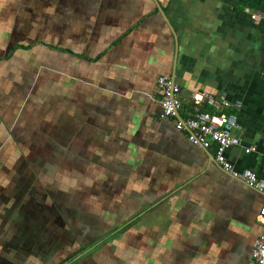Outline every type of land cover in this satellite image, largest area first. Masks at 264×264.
Returning a JSON list of instances; mask_svg holds the SVG:
<instances>
[{
  "label": "crops",
  "instance_id": "0c3cea01",
  "mask_svg": "<svg viewBox=\"0 0 264 264\" xmlns=\"http://www.w3.org/2000/svg\"><path fill=\"white\" fill-rule=\"evenodd\" d=\"M162 75L243 101L226 154L263 177L264 0H0V264H250L264 195Z\"/></svg>",
  "mask_w": 264,
  "mask_h": 264
},
{
  "label": "built area",
  "instance_id": "2783aa9c",
  "mask_svg": "<svg viewBox=\"0 0 264 264\" xmlns=\"http://www.w3.org/2000/svg\"><path fill=\"white\" fill-rule=\"evenodd\" d=\"M257 20L258 14H251ZM161 93L159 102L162 115L174 119L177 129L186 132L189 140L204 149H215L216 162L233 177L242 180L248 186L264 195V176L251 169L237 170L227 157V151L233 146L243 144L242 137L234 133L242 129L239 113L243 101L229 99L226 95H215L198 91L191 96V106L184 112L181 98V85L173 76L162 75L157 79ZM255 146L245 147V151H256ZM259 216L264 225V204ZM250 264H264V226L255 239Z\"/></svg>",
  "mask_w": 264,
  "mask_h": 264
},
{
  "label": "rangeland",
  "instance_id": "374dc122",
  "mask_svg": "<svg viewBox=\"0 0 264 264\" xmlns=\"http://www.w3.org/2000/svg\"><path fill=\"white\" fill-rule=\"evenodd\" d=\"M5 152L3 151L2 154L0 155V157L4 154ZM1 166V165H0Z\"/></svg>",
  "mask_w": 264,
  "mask_h": 264
}]
</instances>
